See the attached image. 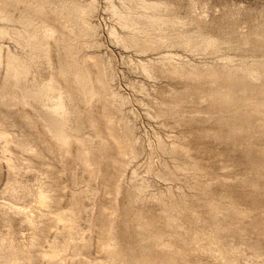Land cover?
<instances>
[{
    "label": "rangeland",
    "instance_id": "rangeland-1",
    "mask_svg": "<svg viewBox=\"0 0 264 264\" xmlns=\"http://www.w3.org/2000/svg\"><path fill=\"white\" fill-rule=\"evenodd\" d=\"M2 10L0 51L30 63L18 82L31 94L0 65L12 137L0 139V264H264V0ZM42 40L91 62L104 98L90 105L74 86L70 117L57 111L64 80L27 47ZM209 72L240 88H215Z\"/></svg>",
    "mask_w": 264,
    "mask_h": 264
},
{
    "label": "bare ground",
    "instance_id": "bare-ground-1",
    "mask_svg": "<svg viewBox=\"0 0 264 264\" xmlns=\"http://www.w3.org/2000/svg\"><path fill=\"white\" fill-rule=\"evenodd\" d=\"M3 3V2H2ZM1 3V4H2ZM2 6V5H1ZM5 9V5L3 7ZM3 13V10L0 11ZM2 16V15H1ZM49 25V24H48ZM51 25V24H50ZM53 26V25H52ZM45 36H52L54 35V31L52 28H46ZM55 29V28H54ZM56 37V36H55ZM52 38V37H50ZM54 39V37H53ZM60 39V38H59ZM60 41V40H59ZM39 42V41H38ZM57 41H43L40 42L39 48H37V45H27L28 48L31 49L32 53H35L38 51L40 53L44 52L45 56V62L50 67L51 71V79H57L60 80L63 79L64 81H60L63 90H61V93L55 89L52 91L51 94H55V96L60 99L61 103L56 108L57 111L61 110L60 113L64 115H69L70 117V104L68 102V96H70L71 88L74 86L79 88V91L81 92L83 98L85 99L86 103L93 104L96 101L104 98V85L103 81L94 68L93 64L91 62H84L79 63L74 57L67 58V57H59L58 54H55L56 46L55 44ZM65 44V43H64ZM58 45V44H57ZM55 47V49H54ZM67 47V46H66ZM39 49V50H38ZM66 55V54H65ZM64 56V54H63ZM27 59L23 57L21 54L18 53H7L3 54L0 51V65L4 66V77L13 78L14 81L17 83L19 80H21L22 77H25L30 72V63L26 61ZM207 77L210 79L211 83L215 86V88L220 90H227V91H234L239 87L235 83V81H232L231 79H228V77H223L220 73L217 72H209L207 74ZM17 91L19 93V96L21 98L28 96L30 91L23 86L20 85V82L17 83ZM10 94V93H9ZM8 93H6V84L5 86H2L0 89V96L4 97L3 99L5 102H7V97H10ZM11 95V94H10ZM24 100V99H23ZM98 105V104H97ZM55 109V110H56ZM107 115V114H106ZM0 116V139H3L6 143L12 142L11 137V130L8 128V120L5 117ZM62 116V115H61ZM108 117V116H107ZM12 118V117H11ZM42 119L44 120L46 124L47 131L55 138L60 140L61 142L69 143L70 141L64 137V132L61 130V128L58 126L57 120L52 119L47 116H43ZM98 119V118H97ZM95 121V120H93ZM10 127V126H9ZM185 150L188 152L189 149L187 147H184ZM5 157V156H4ZM11 157V155H10ZM7 159V157H6ZM5 159V160H6ZM9 159V158H8ZM11 159V158H10ZM9 159V160H10ZM12 160V159H11ZM42 201H47L46 196H42Z\"/></svg>",
    "mask_w": 264,
    "mask_h": 264
}]
</instances>
